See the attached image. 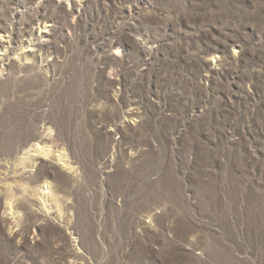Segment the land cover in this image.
<instances>
[{"label":"rangeland","instance_id":"obj_1","mask_svg":"<svg viewBox=\"0 0 264 264\" xmlns=\"http://www.w3.org/2000/svg\"><path fill=\"white\" fill-rule=\"evenodd\" d=\"M0 264H264V0H0Z\"/></svg>","mask_w":264,"mask_h":264}]
</instances>
